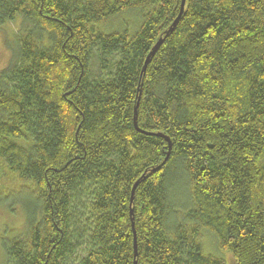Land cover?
Here are the masks:
<instances>
[{
	"label": "trees",
	"instance_id": "1",
	"mask_svg": "<svg viewBox=\"0 0 264 264\" xmlns=\"http://www.w3.org/2000/svg\"><path fill=\"white\" fill-rule=\"evenodd\" d=\"M6 22L5 264H264V0H0Z\"/></svg>",
	"mask_w": 264,
	"mask_h": 264
},
{
	"label": "rangeland",
	"instance_id": "2",
	"mask_svg": "<svg viewBox=\"0 0 264 264\" xmlns=\"http://www.w3.org/2000/svg\"><path fill=\"white\" fill-rule=\"evenodd\" d=\"M13 25V24H12ZM9 22H6L4 24H0V70L8 63L10 54H11V48L10 46L12 43L15 41V35H16V30L13 32V26ZM95 57L92 59L91 63V74L93 77H98V76H104L101 72L102 70V65L104 66L105 64H102V58L101 53H99L98 50L94 51ZM108 59L106 61L107 65H111L110 61L114 64L115 62V57H107ZM110 60V61H109ZM106 67V65H105ZM12 179L15 178L14 174L10 175ZM7 184V188L9 190H17L18 189V183L16 179L13 181H8L7 177L4 181ZM180 183L175 187L174 189V203L176 206V211H175V216L176 218H179L180 221H184L186 218V215H188L189 207L188 204L191 203L192 199L190 197V189H189V184L188 181L186 180V184L184 181H181ZM3 182H0V186ZM6 196L8 199L6 200ZM15 196V192L13 191H8L5 193L3 196H1V199L3 201L2 206H0V264H5L6 256L4 254V250L2 247V237L3 235L7 234V238H12L16 235H18L21 231L22 228L18 227L16 230L17 226H20L24 222V213L21 208V205L17 206L16 210L17 213L12 212V208L10 207L9 204L12 200V198ZM87 206V205H86ZM14 209V208H13ZM82 211H86L83 208H81ZM171 223V222H170ZM8 227H12V230L15 232L8 233L6 231ZM171 226V225H170ZM15 229V230H14ZM172 230V228L170 229ZM204 236L203 240L201 243L203 244V249L204 252L207 254H212L217 257H225V259L229 260V255L225 256L224 252L217 251L216 247V239L210 234L209 232L203 231ZM78 254H74L71 259L68 260L67 264H79L78 261Z\"/></svg>",
	"mask_w": 264,
	"mask_h": 264
},
{
	"label": "water",
	"instance_id": "3",
	"mask_svg": "<svg viewBox=\"0 0 264 264\" xmlns=\"http://www.w3.org/2000/svg\"><path fill=\"white\" fill-rule=\"evenodd\" d=\"M155 50H156V48H155Z\"/></svg>",
	"mask_w": 264,
	"mask_h": 264
}]
</instances>
